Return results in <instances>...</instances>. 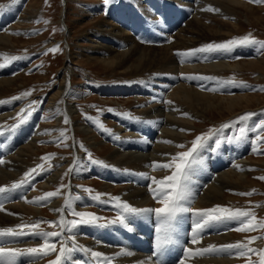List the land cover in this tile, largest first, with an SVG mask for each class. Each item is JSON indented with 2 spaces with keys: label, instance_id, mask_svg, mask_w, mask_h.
<instances>
[{
  "label": "bare ground",
  "instance_id": "bare-ground-1",
  "mask_svg": "<svg viewBox=\"0 0 264 264\" xmlns=\"http://www.w3.org/2000/svg\"><path fill=\"white\" fill-rule=\"evenodd\" d=\"M245 1L247 0H136L134 6L138 8L139 13L133 15L135 16L133 20L129 21L125 16L126 14H131L132 8L130 7L125 8L127 13H124L125 15L123 14L121 17L112 15L110 18L105 19L102 34L97 33V35L92 36L94 39L92 41L94 49L92 48V50L95 54L92 58L102 62L107 70L113 69L116 72L115 78L126 79L123 83L106 86L102 91H107L116 98L119 95L134 96L136 99L134 100L136 113H131V117H134L135 121L126 115L117 117L122 130L118 131L117 134L115 133V137H107L109 141L113 142L115 149L106 151L105 148L108 147L105 145V147L101 146L99 148V153L100 151L101 153L105 151L108 155H106L107 157L105 156L106 162H104L108 167L84 160L82 155L79 154L75 142L76 155L70 165L67 163L61 164L57 161L58 163L56 162L55 165L56 169L52 173L35 175L29 186L16 190L18 196L15 197L14 201L9 199L10 201L5 204V211L0 212V227L16 226L25 223L24 219L26 216L35 218L37 215L44 214L42 205L27 203L25 202V197L27 200H34L45 192L56 191L64 183L63 177L65 173L70 167L73 168V166L75 167L72 173V182L81 181L85 183L89 175L95 173L106 183L104 185V192L114 189L116 185L122 182H130L131 187H126L124 192H120L121 201L128 202L136 207H160L161 205L150 195L149 181L144 179L141 174H146L157 179L170 175L172 170H153L150 165L153 162L159 164L170 163L171 156L179 153V147L176 145L184 143L188 138L190 129L195 127L196 119L202 117L208 110L224 105L226 111H232L233 109L240 108L242 103L248 107L256 99L253 96L246 95V91L249 88L231 87L220 88L218 91H209L207 89L219 87L217 81L188 80L181 75L214 76L226 79L223 76L224 74L234 71H241L242 73V71H248L246 69L250 66L264 69V57L255 47L252 50H245V53L251 51V54L256 58V60L248 62L236 61L232 63L231 60L235 56L233 52L227 54H224L225 52L203 53L197 54L196 57H192L191 59H186L176 54L178 51L186 52L190 49L199 48L204 44L211 43L213 40H217L219 43L226 41L221 34L223 31L219 28V25L221 27L226 24L227 26L230 24L237 26V20L234 18L236 17L235 8H238L239 11L242 8L246 10L253 9L246 5ZM4 6L0 9V53L7 54L9 49L15 48L19 36L27 35L28 27L25 29L26 27L24 28L22 25H30L31 21L33 22V19L36 17L35 15H29L18 0L15 3L11 1ZM209 6L219 9V12L205 10ZM31 10L33 11L34 7ZM99 10H101L100 7H88L87 10L85 9L89 15H95L100 12ZM63 14H66V12H63ZM111 19H120L116 23H119L121 26H117ZM187 19L189 21H186ZM152 21H155L158 25L156 30H154ZM129 22L137 32L136 36L133 37L134 39L128 37L131 31L123 28ZM177 23L181 28L173 36L171 35L173 32L171 29L177 27ZM64 26L65 32L68 34V26L65 23ZM114 26L117 28L122 27V30H118ZM149 27L155 31L156 36L161 37V48H155L156 45H153V47L139 44L136 41L144 38L141 32ZM106 32L107 34L115 33V38L110 45L102 41V39H106L104 38ZM227 32L225 31V33ZM13 33L17 34L14 35ZM227 34L229 35L231 32ZM68 35H66L67 40ZM146 38L148 40L152 39L149 34L146 35ZM115 45H117V49ZM67 54V59L70 60V53ZM204 57H207V59ZM3 62V58H0V63ZM22 68V62L16 60L9 63L7 67H0V101H4L3 96L6 94L4 87L13 86L21 78L20 75H14V73H18ZM71 72L72 68L70 65L64 66L59 87L56 93L49 99L46 110L53 111L61 104V98L67 102L71 90ZM5 75L9 77L5 78ZM202 87L205 90H202ZM153 90L157 91V93ZM158 92L162 95L159 96ZM151 96H154L155 99L163 97V105H154L156 100ZM141 97L144 100H141ZM167 101H171L172 103L169 104ZM19 109V105L13 102L0 103V127L3 128V134H0V159L5 161L4 164L0 165V186H10L12 183L23 179L24 174L30 170V160L36 158L38 151H40L39 144L52 142L58 137L54 133L60 130V127L51 129L44 127H40V129L31 128L32 138L21 141L13 132L7 130L9 128L7 122L18 113ZM66 110L70 116L75 112L76 108L70 105L66 107ZM185 112L189 114L190 118L182 115ZM36 122L34 120L24 126H20L19 124L16 128L25 130L29 126H35ZM70 124L71 129L74 130L72 123ZM149 128L153 129L148 130ZM181 128L187 129V131H180L179 129ZM159 129L160 132H158L156 142L153 143L151 150L148 148H137L138 145L144 144L142 138L138 136L140 131H144V134L151 133V137L149 138L151 139L154 137L155 130ZM122 131L123 133L125 132L123 136H128L127 133H131V136L128 137L130 138L129 140L124 142L121 140L123 137L121 136ZM47 132L51 134H46ZM81 132L87 137L90 146L99 147L102 144L101 141H98L96 135H93L90 126H84ZM220 132L221 135L224 133V137H226L227 131L221 129ZM219 133H216L214 136L218 138ZM116 137H119V139H116ZM136 138H138V145H135L136 143L134 142ZM248 138V134H245V137L240 140H233V138L232 142H229L228 139L223 140L222 142H225V144L222 149H218L217 153H214L216 147L213 143H209L211 139L208 140L200 153L202 164L192 177L195 208H210L215 205L225 206V192L233 189L234 185H239L243 180L247 179L249 165L244 161L242 153L243 151H247L246 153L251 152V154L254 152V146H250L251 143H249ZM163 141H172V143H163ZM236 145L240 149H236L234 147ZM234 155L237 156L231 157ZM235 165H239L244 170L241 171ZM37 179L43 181L40 186L41 189L33 188L34 182ZM76 192L83 193L82 190L75 189L71 185L67 186L61 189V194L58 197L52 198L45 206L52 211L53 209L61 208L69 196L72 198L76 197ZM104 200L110 201L107 198ZM92 203L93 201L89 200L88 197L82 196V199L74 203V208L79 211L89 210ZM104 204L111 205L112 202ZM68 211L65 210L64 212L66 219H69L68 217L70 216ZM53 212L58 216L57 220H59L61 214ZM7 213H13V215ZM153 220H156L154 215H150L147 218H136V221L141 223L143 231H141L137 222L132 223V230L127 228L116 229L114 228L115 224L109 230H104L102 227L92 228L89 225H83L72 232L66 231L65 236H74L79 245L112 257V264H145V262L146 264H177L178 259H171L169 254L166 257H159L155 255V252L151 253L149 251V230L152 228L156 229L157 227V224L153 225ZM190 225L191 220L188 216H185L183 223L180 225V232L186 238L190 231ZM233 225H230V227L232 228ZM215 230H206L202 243L198 245H190L188 243L189 239H186V246L198 248L207 247L210 244L219 246L239 241L234 238L233 230H227L223 224L216 225ZM130 235L137 237L142 245L141 248H138L133 244L134 242L131 243L128 240ZM154 236L156 237V231ZM90 237L93 240H88ZM68 243L71 246V242L68 241ZM40 244L41 241L39 239L25 236L11 243L9 246L26 248L37 247ZM256 245L264 248L263 239ZM184 246L185 244L183 243L181 245V254ZM122 251L131 252L132 255L116 256L117 253ZM175 252L177 253V250ZM85 261H87V264H93L92 258L87 253L80 251L73 252L71 264H76V262L84 264ZM240 262H245L242 257L217 254L190 259L186 261V264H239ZM20 264H27L26 258H21ZM38 264H48V260L42 259L38 261Z\"/></svg>",
  "mask_w": 264,
  "mask_h": 264
},
{
  "label": "rangeland",
  "instance_id": "rangeland-1",
  "mask_svg": "<svg viewBox=\"0 0 264 264\" xmlns=\"http://www.w3.org/2000/svg\"><path fill=\"white\" fill-rule=\"evenodd\" d=\"M11 1L12 0H0V5H6ZM18 1L22 4L23 9L27 10L29 15H35L36 18L33 19V22L31 21L30 25H22L24 28L26 27L25 29H27L28 27L27 35L21 37L19 36L17 38L18 43L15 45V48H11L7 52V54L10 56L20 57L19 59H16V61H21L23 68L22 70L18 71V73H14V75H20L21 78L17 82H15L13 86L4 87V92L6 94L4 95L5 97L3 96L4 99L2 97L1 98L4 101H7L12 97L21 96V94L25 91H28L31 94L27 97H21L20 99L12 101L14 104H18L20 109L16 115L9 119V121L7 122V126L10 127L16 124L24 126L26 124H30L34 120L37 121L35 126H29L25 130L21 128H15V130L12 131L21 141H23L24 139L32 138L33 135L30 130L31 128L40 129V127H44L46 129H51L60 127V130L55 132L54 134L59 137L61 130H64L66 133L64 142L62 143H40V151H38L37 157L30 160V169L36 167L41 163H44L45 167L51 165L50 172L45 173L48 174L52 173V171L56 169L55 165L57 161L61 164L67 163L68 165H70L74 161L76 155V150L74 148L75 142L77 144L79 154L82 155V158L87 162H90V160L85 152V149L87 150V153H91L94 160L106 162V157L108 155L105 151H103L104 154L101 153V151L99 153V148L105 145L106 147H108L105 148L106 151L115 149V146H113V142L109 141L107 137H115L117 132L122 130L120 121L117 119L118 116L126 115L129 117V115L131 116L132 114L136 113V110L134 109V100L136 99L131 95H119L118 98H116L113 96V94H110L107 91H102L104 87L106 88V86H113L116 83H123L126 79L115 78L116 72H114L113 69L107 70L102 62L97 61L96 59L94 60L92 58L93 56H95L94 51L92 50V48L94 47V45L92 44V41L94 40L92 36L97 35V33L102 34L103 25H105V19L110 18L112 15L121 17L124 13H127L125 9L126 7L132 8V11L131 14H129L130 16L128 14L124 15L128 18L127 20H133L135 17L133 15L139 13L138 8L134 6L136 0H110V3L107 6H105L104 0ZM245 4L253 9L246 10L242 8L239 11L238 8H235L236 17L234 18L237 20V26H233L232 24L227 26L226 24L224 25L225 27H221V25H219V28L223 31L221 32V34L222 36H224L226 41L233 38L243 37L245 35H248L249 33H251L253 38L264 41V3H252L250 2V0H247L245 1ZM33 7L35 11L31 10V8L33 9ZM88 7H100L101 10L99 11L101 13L99 12L95 14L96 16L89 15L85 11V9L87 10ZM63 12H66V14H63ZM189 19H187L186 21H189ZM38 20L40 21L39 23H37ZM111 20L114 21L117 26H121L119 23H116L119 22L120 19ZM111 20L110 22H112ZM64 23L66 26H68L69 35L65 32ZM152 25L154 27V30L158 28V25L155 21H152ZM114 28L117 27L114 26ZM123 28H127L128 31H131L129 32L128 37L134 39L133 37L136 36L137 32L135 31V28L132 26V24H130L129 22V24L125 25ZM179 28H181V26L179 27L177 23V27L171 29V31H173L171 35H176L175 33H177V30ZM117 29L122 30V27ZM223 29L226 32H231V34L228 35V32L225 33ZM141 34L144 36V38L140 41L136 40L137 42H139V44L149 46L156 45L155 48H161V37L156 36L155 31H153L151 27L143 30ZM147 34L150 35V37L152 38L151 40H148L146 38ZM66 35H68V40L66 39ZM104 38L106 39H102V41H104L105 44L110 45L115 38V33L107 34L106 32ZM64 39H66L68 42L67 48H65L64 46ZM212 42L219 43V41L217 40H213ZM57 45L59 46V50L57 52L53 53L48 51L49 49L54 48ZM116 47L117 45H115V48ZM253 48L254 46L235 47L231 51L235 53L234 58L231 60L232 63L236 61L248 62L251 60H256L253 54H251V51L245 53V50H252ZM67 53H70V60L67 59ZM261 55L264 57V54ZM8 64L5 67H7ZM67 65H70V67L72 68V72L70 73L71 90L69 92L67 102H65V100L61 98V104L53 110L54 112L46 110L49 99L53 94L56 93L59 87L61 73L64 69V66L66 67ZM246 70L248 71H242V73L241 71H238L239 73L237 71L229 72L224 74L223 76L226 79L234 78L238 82H245L249 86V89L246 91V95L256 98L252 101V104L247 107L244 103H242V106L240 108H237L235 110L233 109L232 111H226L224 105L208 110L202 117L196 119L195 127H192L190 129V131L188 132V138L186 139L187 141L185 140L183 143L185 147L178 148L179 152L188 150V147H191V142L197 136L201 134H211V131L214 129H224L225 131H227L226 137H224V133L221 135V132H218V138L217 136H212V139H209V143H213V145L216 147V151L214 153H217L218 149H222L223 145L225 144V142L222 141L228 139L229 142H232L238 136L237 134H235V132L238 133V128L242 126L240 124H237L236 126L230 128H224L222 127L223 125L228 124L232 121H236L238 117L249 112L257 114L251 118V120L249 121V125L255 123L256 121L264 119V115H261L264 114V91L259 90L261 87H264V69H260L257 66H250ZM7 77L9 76L5 75V78ZM16 86L18 87L16 88ZM168 86L170 87V85ZM154 92L157 93V91ZM158 95L161 96L162 94L158 92ZM141 100H144V98L141 97ZM155 100L156 103L154 105H163V97L161 99L160 97H157ZM30 103L34 105L35 110L32 112L31 117L28 118L26 122L20 123L21 118L18 117V114L21 113L22 109L26 110L27 106ZM70 105L75 107L76 110L69 116L66 107ZM108 109H113L114 111H108ZM86 116L93 119L89 120L86 118ZM65 119L69 121L67 124H65L64 122ZM95 120H99L107 130H110L112 135H110L108 131H102L100 128H98L93 122ZM133 121H135V119H133ZM70 123H72L74 130L71 129ZM84 126H90L93 135H96L98 141L102 142L99 147H92L89 145L90 142H88L87 137L81 132ZM152 129L153 128H149L148 130ZM158 132H160V129L155 130L154 137L149 139L151 137V133L144 134V131H140L138 133V136L142 138L144 144L138 145V138H136V140L134 141L136 143L135 145H138V149L148 148L149 150H151L153 143L156 142V136ZM124 134L125 132L123 133L122 131L121 136H123ZM127 134L128 136L122 137L121 140L123 142L130 139L128 137L131 136V133ZM246 134H248L249 136L248 139L249 143H251L250 146H256V151L252 152V154L251 152L246 153L247 151H243L242 153L244 156V161L249 165V174L247 176V179L243 180V182H241L239 185H234L233 189L227 190L225 192L226 197H224V200H226V207H230L233 209L241 208L253 211L257 216V222H259L261 220H264V179H258V177H264V155L257 154V152L264 153V133L261 134L260 140L255 139L256 133L254 132L248 131V133ZM65 144L67 146H65ZM81 144L83 145V147H80ZM234 147L236 149H240V147H238L237 145ZM50 153H54L55 158L50 161L41 160V157H44L46 154ZM235 156L237 155L231 157ZM66 173L67 175L63 177V185H71L73 188L82 191L84 188H90L94 190L93 194H95L96 192L106 194L102 196V200H104L105 198L110 200L111 197L120 198L121 193L124 192L126 187H131L130 182H122L121 184L116 185L114 189L104 192V185L106 183L97 174L91 173L86 182L82 183L81 181H71L73 171L69 172L68 170ZM35 175L36 174H34V176ZM33 179L34 178H32L31 181ZM42 182L43 181L37 179L34 182L33 188L41 189L40 186L42 185ZM253 190H255V192H253ZM248 192H252L253 194H238ZM76 196L88 197V193L84 191L83 193L76 192ZM92 204L89 210L84 211L94 213L100 217L105 218L104 220L100 221L101 223H107L108 221L114 220L117 217L119 210L114 206V202H112V206L106 205L103 202L95 201H93ZM257 205H259V207H256ZM41 207L42 209H44V214L37 215L35 217L36 219L31 218L30 216H26L24 222L31 223L35 220L42 219L43 221H45V223L41 224V228L43 230L59 231L60 229L58 227L53 228L50 227L48 223H46L47 221H57L58 216L47 206L42 205ZM68 213L70 215L68 217L69 219L75 218L70 214V210L68 211ZM134 222H137L136 218ZM137 223L139 224L141 231H143L144 229L142 228L141 223ZM155 224H157V220H153V225ZM81 226L83 225H80L75 229ZM112 226L113 224H108L107 227L102 228L104 230H109L110 228H113ZM90 227L98 228L96 226ZM235 227L236 225L232 226L233 229ZM114 228L124 229L125 227L120 224H115ZM207 230L216 231L215 227L209 228ZM232 232H234V238L238 239L239 241H244L246 240V238L252 236H264V229H257L256 231L252 232H237L233 230ZM88 240H93V238L90 237ZM261 240H256L251 246L254 248H262V246L256 245ZM59 247L60 245L59 243H57V251L59 250ZM55 258L56 253H53L51 255H48L44 259L48 260L49 262L50 260H54ZM242 259L245 262H240L239 264H248L249 257H242ZM250 259L253 264H255L259 257L253 255Z\"/></svg>",
  "mask_w": 264,
  "mask_h": 264
},
{
  "label": "snow or ice",
  "instance_id": "snow-or-ice-1",
  "mask_svg": "<svg viewBox=\"0 0 264 264\" xmlns=\"http://www.w3.org/2000/svg\"><path fill=\"white\" fill-rule=\"evenodd\" d=\"M13 3L16 0H12ZM252 3H264V0H250ZM110 3V0H104L105 6ZM5 7L0 5V9ZM207 11L219 12V9H214L209 6ZM40 21L38 20L37 23ZM14 35L17 33H13ZM238 46H254L258 52L264 54V41L257 40L252 37L251 33L243 37L233 38L224 42L216 43L211 42L202 45L199 48L190 49L186 52L178 51L176 54L186 59H191L196 57L197 54L212 53V52H231L235 47ZM59 46L49 49L50 52H57ZM0 58H3L4 62L0 63V67H5L8 63L19 59L17 56H10L6 53H0ZM199 58V57H197ZM207 59V57H204ZM183 62V61H182ZM183 78L191 80H215L219 85L218 88L207 89L209 91H218L220 88H231V87H242L248 88L249 86L243 81H236L234 78L222 79L214 76H200V75H185L181 74ZM202 90H205L202 87ZM264 91V87L259 89ZM31 93L25 91L19 97H12L7 101H0V103H11L21 97H27ZM155 99V97H153ZM171 104V101H167ZM35 110L33 104H29L27 109L21 110L18 114L20 117V123L26 122L28 118L31 117L32 112ZM108 111H114L113 109H108ZM185 117H189L188 113H182ZM256 113H245L237 118L236 121L229 122L223 125L224 128H230L240 124L238 128L239 135L236 139H242L245 137L246 132L251 131L256 133L255 139L260 140L261 134L264 133V119L256 121L249 125V121ZM264 115V114H261ZM87 119L92 120L93 118L87 117ZM129 118L134 119L129 115ZM190 118V117H189ZM65 124L69 121L65 119ZM94 124L100 128L102 131H108L110 135L112 133L107 130L105 126L99 121H93ZM19 124L10 126L7 130L12 132L18 127ZM180 131H187V129H179ZM219 129H214L211 134H201L197 136L192 142L191 147L186 151H181L175 155L171 156L170 163L159 164L153 162L150 167L153 170H172L170 175L163 178L157 179L146 174H141L142 177L149 181V192L150 195L161 207H136L128 202H123L119 197H111L110 201L102 200V194L96 192L93 194V189L84 188L83 191L88 193V199L95 202H114V206L119 210L117 217L114 220L108 221L107 223H101L100 221L105 218L100 217L94 213L86 211H77L74 208V203L77 200L82 199L80 196L72 198L69 196L65 200V204L61 208L53 209V211L60 213V218L57 221H47L50 227L59 228V231H45L41 228V224L45 223L42 219L35 220L31 223H21L16 226L0 227V264H20L21 258H26L27 264H38V261L44 259L48 255L56 253V258L50 260L48 264H71L72 254L75 251H80L87 253L93 260V264H112V257L106 256L104 253L99 251H94L91 248L81 246L77 243L74 236L66 237L65 232H72L76 227L80 225H89L96 227H107L108 224H120L125 228L132 230V223L135 218H147L150 215H154L157 220L156 237H155V255L162 256L171 245H179L181 243L182 233L180 232V225L183 223V218L188 216L191 220L190 231L188 233L190 245H198L203 241L204 233L209 228H214L216 225L223 224L227 230H235L237 232H252L257 229H264V220L257 222L256 214L251 210L241 209V208H230L221 205H215L210 208H200L194 207V190L192 188V177L198 170L199 166L202 164L201 151L206 146L209 139H212ZM0 134H3V128L0 127ZM46 134H51L47 132ZM65 131L61 130L59 137L55 138L53 143H62L65 139ZM119 139V137H116ZM163 143H172V141H163ZM65 146H67L65 144ZM179 148H184L185 145H176ZM80 147H83L81 144ZM256 151V148H253ZM86 154L90 162L99 164L104 167H108L103 161L94 160L91 153ZM257 154H262L257 152ZM55 158L54 153L46 154L41 157L42 161H50ZM5 161L0 159V165L4 164ZM69 169V172L74 170ZM241 171L244 169L240 168L239 165H235ZM51 165L45 167L44 163L33 167L28 172L24 174V178L18 182L12 183L10 186H0V196L4 197V200H0V212L5 211L4 201L9 199L10 196L5 194H11L17 189L29 186L31 179L34 178V174L38 175L40 173L50 172ZM127 171V170H125ZM67 175V173H65ZM258 179H264V177H258ZM155 185V187H153ZM67 186L61 184L56 191L45 192L43 195L36 197L34 200H27L25 197V202L32 203L36 205H45L50 202L54 197H58L61 194V189ZM255 192V190H253ZM239 195H252V192L248 193H238ZM256 207H259L257 205ZM65 210H70V214L75 217L74 219H66L64 212ZM13 215V213H7ZM236 225L233 229L230 225ZM25 236H31L37 238L41 241V244L37 247H12L9 246L11 243L18 241L20 238ZM258 239H264L262 237L252 236L246 238L244 241H236L234 243H227L223 245L210 244L207 247L194 248L191 246H184L181 256L177 260V264H186L187 260L195 259L199 257H204L206 255H217L224 254L230 257H249L248 264H253L251 261V256H258L259 259L255 264H264V248H254L251 245ZM68 241L71 242V246ZM57 243L60 247L57 251ZM132 255L131 252L122 251L116 254V256ZM80 264V262H76ZM87 264V261L84 262ZM146 264V262H145Z\"/></svg>",
  "mask_w": 264,
  "mask_h": 264
}]
</instances>
